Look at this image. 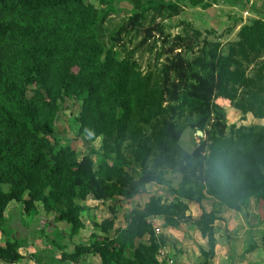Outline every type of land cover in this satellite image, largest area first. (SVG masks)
<instances>
[{
  "label": "trees",
  "instance_id": "1",
  "mask_svg": "<svg viewBox=\"0 0 264 264\" xmlns=\"http://www.w3.org/2000/svg\"><path fill=\"white\" fill-rule=\"evenodd\" d=\"M189 4L209 7L200 0ZM180 11L176 2L134 11L109 36L115 51L99 40L98 12L89 0H0V229L10 202L21 203L26 213L41 203L74 236L84 227L86 200H131L146 194L147 185L165 183L168 172L180 175L174 201L151 196L112 236L114 219L103 220L98 227L104 237L93 234L91 243L69 253L61 247L62 258L73 264L88 255L101 264H157L166 240L155 235L151 217L170 229L191 223L207 240L203 254L211 258L216 210L193 219L186 203L207 197L236 212L254 198L264 220V126L228 129L216 102L224 99L242 114L264 119V21L242 25L226 51L219 39L210 41L195 29L193 38L201 39L193 50L190 37H170L156 22ZM140 34L128 50L124 40ZM156 36L162 42L156 63L144 71L134 56L144 46L151 52ZM188 50L186 60L182 51ZM65 99L79 103L77 136L101 140L96 165L90 155L78 159L71 146L46 136ZM186 129L203 134L191 152L179 144ZM131 165L137 177L126 171ZM23 246L17 238L7 240L0 261L25 259L18 252Z\"/></svg>",
  "mask_w": 264,
  "mask_h": 264
},
{
  "label": "rangeland",
  "instance_id": "2",
  "mask_svg": "<svg viewBox=\"0 0 264 264\" xmlns=\"http://www.w3.org/2000/svg\"><path fill=\"white\" fill-rule=\"evenodd\" d=\"M159 2H176L179 5L181 11L177 16L167 18L165 20L157 18L156 22L162 23L165 28L166 34L170 35V37L176 35H187L188 37H190L193 40V50L196 49L197 43L201 39L193 38V31L195 29L202 33V37H206L210 41L219 39V41L217 42L222 44V50L225 51L226 43L236 39V36H223L225 32L231 29L229 28V25H231L230 21H234V19L238 18L239 15L240 17H243L241 13L236 12V10L233 9L235 5L229 2V0H226L225 2L228 7L222 5V7H219V10H216L218 12L215 14V18L211 16L215 11L205 12L203 11V9L201 10L198 8H191V6L189 5V0H89V3L93 5L98 12V23L96 24L95 29L97 31L98 38L102 42L104 47H112L113 50L119 51V48L117 46L111 45L109 41L110 34L113 33L118 28V26L122 24L129 16H131L134 11H138L142 7H148L151 4H158ZM152 14L153 11H150L148 15L151 16ZM226 17H228V20L226 19ZM246 19L247 21H250L249 19L251 18L247 16ZM148 21L149 18L147 17L144 27H147L149 25ZM212 26L214 27V29H219L220 34L214 32L212 30ZM141 37L142 34H140L135 39L130 40L129 38H126V40H124L126 48L128 50L134 48ZM148 45L154 47L151 52L148 51L147 46H144L134 56L139 61L141 69L144 71L152 63H156V61L154 60V56L155 53L159 51L162 42L161 39L156 36L154 39H150ZM190 52L192 51H182V56L184 57V59L189 60L191 58ZM163 59L164 58H162L160 61H163ZM253 69L254 68H249L248 71L252 72ZM216 102L225 110L226 125L228 129L233 125L236 127L252 125L264 126V119H255L250 113L242 114L239 110H236L235 108L230 106L229 102L224 99H218ZM78 111V102L69 99H65L60 102L55 121L46 136H48L52 140H56L60 146H71L76 151L78 159H81L85 155H90L91 159L96 165V161L98 158L96 153L100 152L101 140H90L86 137L77 136L78 125L75 123L74 118L78 114ZM198 142L199 139L194 131L191 129H186L183 133V136L181 137L179 144L183 150L191 152L198 144ZM124 156L128 159L127 155ZM125 169L130 175L134 177H137L139 175V171L136 170V168L132 165L130 167L126 166ZM163 179L165 180V183L161 185L150 184L148 186L146 194H142L131 200L114 199L112 201H107L104 203H94L91 199L86 200L84 203H82L85 206L89 205L87 206L88 210L84 211L81 215V220L84 225L83 229L79 230L75 234L78 237L74 238L70 245H59L60 247L53 245L52 241L54 240L60 244H63L65 242L64 237L66 236H68L70 240L72 236H70L71 227L69 225H66L64 223H62L61 225H56L57 222L54 220L56 214L46 213L43 210L41 203H36L35 210L26 213L24 212L23 205L21 203L10 202L5 210L2 220L0 239L4 237V240L0 244H5L7 240H13L14 238H17L18 241L22 243H24V240L28 241V245H25L27 249L24 251L25 253H27V256L25 257L26 260L23 259L15 264H73L70 262L68 263V261L66 262V260L62 258V253L64 251L61 247H66L64 250H66V253H68L67 251H73V248L76 245H88L89 243H91L93 234L97 236V238L101 239L102 237H104V233L101 232L98 225L103 220L114 219V229L109 233V235L112 236L115 229L125 226V219L129 212L142 209L144 204L148 202L151 196L159 194L164 202L174 201L175 196L172 190L178 186L180 175H178L177 173L168 172L163 176ZM2 188L4 191L7 190V186H2ZM188 204L191 203L188 202ZM203 209L210 210L211 203H208L207 201L204 202ZM213 210H216V213L218 214L224 213L223 217H230L231 219L232 216L238 217L239 215H241L244 221L247 222V231H245L242 236L245 245H257V242L259 243L260 241H264V220H260L258 215L255 214V212L257 213L258 211L257 202L255 200L252 199L250 204H246V206H244L241 210L242 213L239 214L236 213V211H229L228 209L222 208L221 206L214 207ZM191 211L188 209L187 214L192 216ZM197 218L198 217H193V219ZM237 220L238 219L235 218L234 221ZM159 225H161V228H159L160 230L158 229L160 231V235H155L166 240L163 248L166 250L169 257H172V254L174 255L172 258L179 259L184 254H187L189 249L194 246L175 244L171 245L172 243L169 241L170 239L165 238L162 234L163 229L170 228L165 227L161 220ZM180 226L182 229H179V231L175 235H177V237H180L181 239L186 236L185 234H187L190 237V243L193 244L195 235L194 232L195 230H197V228L191 223H181ZM231 227L238 228V224H234V226ZM225 233H232L231 230L227 228V224L225 225ZM145 241H147V237H145ZM240 241L241 240H239L238 243H240ZM66 243H68V240ZM261 245H264V243H262ZM206 249L208 252L207 246ZM171 250H174V252H171ZM30 255H34V259H27V257H29ZM125 255L131 256V252H126ZM207 258L208 255L203 253L201 254V252L197 253L195 259L194 256L190 257V259L192 260V264H209V262H207ZM155 259L157 264H163V262H161L159 259L158 251L155 255ZM0 264L8 263L0 261ZM78 264L101 263L96 255H89L83 257L82 261L80 260Z\"/></svg>",
  "mask_w": 264,
  "mask_h": 264
},
{
  "label": "crops",
  "instance_id": "3",
  "mask_svg": "<svg viewBox=\"0 0 264 264\" xmlns=\"http://www.w3.org/2000/svg\"><path fill=\"white\" fill-rule=\"evenodd\" d=\"M200 1H202L203 4H209V7L203 11H205V12L215 11L211 15L214 18H215V14L218 12L216 10L217 9L219 10V7H222V5L228 7V5L225 4L226 0H217V1L216 0H200ZM229 2H231L235 5L233 7V9H235L236 12L241 13L243 17H240V15H239V17L234 19V21L233 20L230 21L231 25H229V28H231V29H229L227 32H225L223 34V36H225V37L226 36L227 37L236 36L240 27L242 25L248 23V21L246 19L247 16H249L251 18L249 20L261 19L264 21V0H229ZM191 8L201 9L200 6H197V7L191 6ZM226 19L228 20V17H226ZM211 23H212V20H211ZM212 30L214 32H217L218 34H220L219 29H214V27H213ZM228 40H232V39H228ZM149 185L146 186V189H148ZM152 195H154V194H152ZM155 196H159V194L155 195ZM252 199L255 200L254 198H250L247 201V205L250 204ZM205 200L208 203H211V209L210 210L203 209L204 202H206ZM92 202L97 203L98 201L92 200ZM186 203H187L188 209L190 211L192 210L191 214L193 217H199L201 215L202 211H205L208 213L211 210H213L214 207L218 206L216 201L214 199H212L211 197H207V198L203 199L201 204H197L194 202H190L191 204H188V202H186ZM86 206H89V205H86ZM200 207H201V210H200ZM228 210L230 211V209H228ZM236 213L239 214L242 212L240 211V212H236ZM223 214L217 213L218 220L214 222V228H215L214 229V232H215L214 237L216 240V242H215L216 244L214 247V254L211 258H207V262H209V264H263V262H264V245H261V244L264 243V241L263 242L260 241L259 243L257 242V245H250V244L245 245V243L243 242L242 236L245 233V231H247V222L244 221V219L241 217V215H239L238 217L232 216V219H231L230 217H223ZM255 214H257V213L255 212ZM235 218H237L238 220L234 221ZM160 220H161V218H158V217L149 218V221L152 222L151 224H152L154 231L157 230L159 232V235H160V231H159L160 229L159 228H161L160 227L161 225H159ZM57 224L61 225L62 223L59 222V223H56V225ZM226 224H227V228L229 230H231L232 233H225V225ZM234 224H238V228H234V227L232 228L231 226H234ZM180 225L176 228H173V229H163L162 234L165 238L170 239L169 241L172 243L171 245H173V244H175V245H194L191 249H189L187 254H184L179 259L174 258L178 262V264H192V260L190 259L191 256H194V259H195L198 252H201V254H202L203 252L207 251V249H206L207 240L203 239L201 237V234L198 230H195V232H194L195 235H194L193 244L190 243V237L187 234H185L186 235L185 237L182 236L183 238L180 239V237H177V235H175L179 231V229H182ZM76 237H78V236L77 235L72 236L70 238V240H71L70 241L68 236H66V237H64L65 240L63 239L65 242L63 244L59 243V245H70L72 240H74V238H76ZM3 240H4V237H2V239H0V243L3 242ZM67 240H68V243H66ZM239 240H241L240 243H238ZM255 240H256V238H255ZM27 242H28L27 240H24V243L21 242L22 245H24V246L18 249V252L24 257L27 256V253L24 252L27 249L26 248V246L28 245ZM0 245H4V244H0ZM245 250L249 251V252H246ZM65 252H66V250H65ZM67 252L69 253L71 251L69 250ZM171 252H174V250H171ZM171 256L173 257L174 255L171 254ZM98 260H99V257H98ZM81 261H82V259H81ZM205 262H206V260H205Z\"/></svg>",
  "mask_w": 264,
  "mask_h": 264
},
{
  "label": "built area",
  "instance_id": "4",
  "mask_svg": "<svg viewBox=\"0 0 264 264\" xmlns=\"http://www.w3.org/2000/svg\"><path fill=\"white\" fill-rule=\"evenodd\" d=\"M150 223H152V222H150ZM154 233L156 235L159 234V232L157 230L154 231ZM158 255H159L160 261L163 262V264H178V262L174 258L169 257L167 255V252L163 247L158 249Z\"/></svg>",
  "mask_w": 264,
  "mask_h": 264
},
{
  "label": "water",
  "instance_id": "5",
  "mask_svg": "<svg viewBox=\"0 0 264 264\" xmlns=\"http://www.w3.org/2000/svg\"><path fill=\"white\" fill-rule=\"evenodd\" d=\"M195 134H196L197 137H202L203 136V134L200 131H197Z\"/></svg>",
  "mask_w": 264,
  "mask_h": 264
}]
</instances>
